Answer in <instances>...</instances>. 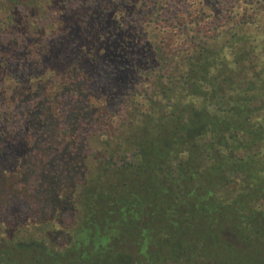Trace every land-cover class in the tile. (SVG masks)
<instances>
[{
    "label": "trees",
    "instance_id": "obj_1",
    "mask_svg": "<svg viewBox=\"0 0 264 264\" xmlns=\"http://www.w3.org/2000/svg\"><path fill=\"white\" fill-rule=\"evenodd\" d=\"M252 1L0 0V194L42 158L0 264H264Z\"/></svg>",
    "mask_w": 264,
    "mask_h": 264
},
{
    "label": "rangeland",
    "instance_id": "obj_2",
    "mask_svg": "<svg viewBox=\"0 0 264 264\" xmlns=\"http://www.w3.org/2000/svg\"><path fill=\"white\" fill-rule=\"evenodd\" d=\"M192 2H195V8L200 9L202 7L207 6V4L210 3V7L214 6L217 7L219 10L226 8L227 6L232 7L235 4L241 5V0H191ZM253 5L251 6V10L249 11V14H253V12H258L261 15H264V0H253ZM220 10V11H221ZM26 104L24 102H20V104H16L14 107L15 111V119L19 120V117H23V112L25 110ZM83 128L87 130L85 132V135L89 133L90 125L84 124ZM84 135V133H82ZM84 135V136H85ZM34 138V133L31 134V138ZM36 146L32 149L34 151L37 150ZM31 150V151H33ZM34 156V155H33ZM33 159V171L32 173H29L28 180L25 182L24 185H22L21 190H17L15 193V196H11L9 194V191H5L2 194H0V221H5L7 224H13L18 221V223H24L27 222L31 218H36L38 216H42L41 212H39L40 208V201L38 200L37 194L35 192V186H37L38 181V161H40L42 158L41 156H35L34 158H31V161ZM17 196V197H16ZM9 204V205H8ZM15 221H14V218ZM66 219L70 220L71 215L67 214ZM68 222V221H67ZM57 240L61 242L64 238L63 235L57 234L56 236ZM257 249H261V247H258ZM256 250V249H255ZM253 252V256H257V252ZM226 254H222V252L217 255V259H225Z\"/></svg>",
    "mask_w": 264,
    "mask_h": 264
}]
</instances>
